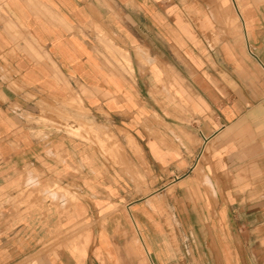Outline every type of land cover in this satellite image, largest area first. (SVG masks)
<instances>
[{"label": "crops", "instance_id": "0c3cea01", "mask_svg": "<svg viewBox=\"0 0 264 264\" xmlns=\"http://www.w3.org/2000/svg\"><path fill=\"white\" fill-rule=\"evenodd\" d=\"M0 264H264V0H0Z\"/></svg>", "mask_w": 264, "mask_h": 264}, {"label": "rangeland", "instance_id": "374dc122", "mask_svg": "<svg viewBox=\"0 0 264 264\" xmlns=\"http://www.w3.org/2000/svg\"><path fill=\"white\" fill-rule=\"evenodd\" d=\"M70 108L74 109L76 114H80L81 113V109L76 105V104H69L68 105ZM67 115V114H66ZM40 120V119H39ZM70 120H72L71 123H76L77 124V128L76 129H73L72 126L70 125ZM57 129H63L71 134H77L78 131H80L81 129L83 130H87L89 134H91L92 136H94L96 139L98 138V135L95 134L93 131H92V125H89L86 121H81V120H78L76 117H68V116H61L60 117V122L59 124H53ZM63 125V126H62ZM73 129V130H72ZM109 139V137L107 138ZM98 142H99V139H98Z\"/></svg>", "mask_w": 264, "mask_h": 264}]
</instances>
